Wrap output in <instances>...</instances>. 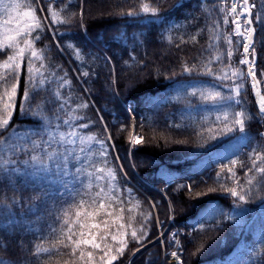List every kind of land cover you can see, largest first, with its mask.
<instances>
[{
  "label": "trees",
  "instance_id": "1",
  "mask_svg": "<svg viewBox=\"0 0 264 264\" xmlns=\"http://www.w3.org/2000/svg\"><path fill=\"white\" fill-rule=\"evenodd\" d=\"M17 2L25 6L18 12L11 11V5ZM248 2L251 5L259 0ZM231 3L232 0H179L183 5L179 6L178 0H0V43H9L6 34L15 28L17 16L22 17L29 4L43 25L29 37L43 59L31 58L30 51H26L18 74L16 108L8 129L0 134V163L10 160L9 169L16 167L22 173L15 177L14 187L6 186L0 174V207L13 200L18 202L7 218L0 216V259L7 264H72L73 260L75 264H86L87 258L79 260V251L72 257L70 248L58 243L59 233L50 235L52 228H60L62 219L57 217L68 208L72 197L58 181L49 183L46 177L54 173L34 177V169L22 163H31L34 154L43 155V142L50 136L53 142L49 152L71 150L72 145L59 143V134L75 131L76 152L81 146L80 137L97 138L83 145L86 151L82 155L88 156L83 161L87 172L94 171V164L116 173L111 183L123 204L113 202L112 207L100 210L101 216L105 211L114 213L104 217L109 220L110 233L120 231L127 241L123 255L113 264H162L164 252H170L176 240L184 248L182 264H264V174L252 169L250 159L264 157V119H260L250 77L242 81L244 87L237 98L240 103L228 99L235 95L230 89L237 79L231 77V71H246V66L238 63L244 35L234 33L237 26L229 15ZM143 4L156 8L157 15L143 13ZM49 7L58 13V20L67 22L54 23ZM251 11L259 41L264 39V31L260 30L264 25L256 20L258 8ZM129 12L134 14L130 16ZM9 16L13 17L12 23L5 25ZM37 33L40 39L35 41ZM225 37H231L233 43L229 45ZM229 48L234 53L231 60L226 55ZM256 51L255 71L264 94V47L259 42ZM7 54H12L11 50ZM29 58L34 69L39 70L32 74L37 84L46 78L29 101L33 109L42 108L36 116L21 113L23 94L31 90ZM5 59L0 56V74L7 71L3 67ZM205 65L211 67L213 75L206 74ZM186 66L192 70L185 72ZM224 72L229 73V79L216 78ZM5 87L0 84V95ZM210 92H220L221 97L201 98V94ZM85 104L87 108L82 107ZM240 111L246 113L245 133H240L238 127L230 133L224 131L225 123L231 124L234 113ZM224 113L228 114L227 121ZM83 124L87 127H80ZM13 126L20 130L14 136ZM134 134L143 142L134 144ZM32 139L41 147L23 151L31 148ZM218 150L230 152L231 156L208 167L192 169ZM256 165L264 167V159L256 161ZM77 166L70 158V175L64 178L69 187L81 191L90 188L95 193V179L86 172H81L73 185ZM163 168L179 174L165 179L160 174ZM249 178L253 179L251 185L247 183ZM230 188L245 195V200L233 197ZM43 189H47L46 193ZM37 195H43L46 204L34 214H21V206L27 209L41 203L35 199ZM207 208L210 213L199 217ZM93 210L88 206L82 209ZM75 211L70 210V219L75 218ZM120 216L124 219L120 220ZM120 223L125 224L124 229H118ZM134 230L143 237L139 243L131 236ZM40 236L48 238L41 240ZM108 242L113 250L119 246L110 235ZM37 244L50 251L37 255ZM82 247L93 251L99 264V250Z\"/></svg>",
  "mask_w": 264,
  "mask_h": 264
},
{
  "label": "snow or ice",
  "instance_id": "2",
  "mask_svg": "<svg viewBox=\"0 0 264 264\" xmlns=\"http://www.w3.org/2000/svg\"><path fill=\"white\" fill-rule=\"evenodd\" d=\"M38 3L39 0H36ZM246 7L244 11L247 13L245 16V20L247 23V27L245 28L246 36L243 37V40L240 42L242 45V58L238 61L239 65L247 66L246 71L240 68H233L231 71V77H235L237 79L233 80V84H235L234 88H231L230 91L234 92V96H229V100H235L237 104L240 103L239 99H237L241 95V89L244 87L242 81L245 79V76L250 77L252 84V89L255 90V95L257 97L256 103L258 104V111L260 114V119H264V94L261 93L259 89V85L261 81L257 79L256 69V45L259 42L262 47H264V39L257 40V29L253 27V19H252V8H258L256 13V20L264 25V11H260L259 9H264V0H259V2H254L251 5L248 4V0H244ZM179 4V0H178ZM25 5L21 2H17L11 5V11L18 12ZM179 6H183L179 4ZM5 8L8 6L5 5ZM50 15L53 18V22L65 23V20H58V13L52 11V8L48 9ZM141 11L145 14L151 13L152 16L157 15L156 8H150L148 4H143L141 6ZM232 11L235 12V6H233ZM133 12H129L128 15H133ZM13 17L9 16L8 19L4 20V24L8 25L12 23ZM235 22V21H234ZM225 24L228 23L227 20L224 21ZM239 25L235 30V35L241 36L242 33L239 31ZM43 25L41 23V19L38 18L35 14V10L31 8L30 4L28 5V10L24 11L21 16H17L15 28L10 31V34H6V40L9 43H0V56H6L4 60L3 67L7 69V71L3 74H0V84L6 85L3 94L0 95V134H2L8 126L10 125L11 119L13 117L16 101L15 97L18 91V74L19 69L22 67V63L25 58L26 51H30L31 58L35 59H43L41 54H38L36 50L33 49V41L29 39L32 36L33 31L36 29H42ZM264 31V27L260 29ZM19 37H23V39H18ZM35 41L40 39L39 34L37 33L34 38ZM183 39V38H181ZM195 40V37H192ZM226 42L231 45L233 43L231 37H225ZM23 44V47H21ZM8 50H11L12 54L8 55ZM79 55V53H77ZM229 60L233 57L234 53L231 48L227 50L226 53ZM29 58L27 61V68L29 73V84L31 86V90H26L23 94V98L25 104L21 106V113H31L33 116L39 115L42 112V108L37 106L36 109H33L29 106V101L31 96L41 90V85L44 84V80L46 78H42L37 84L36 78L32 75L34 71H39L38 69H34L33 61ZM217 60L220 59L219 56L216 57ZM212 61H209V65ZM209 65H205L206 74L213 75L212 69ZM43 67V64L41 65ZM192 69L189 67H185V72H190ZM86 76L87 73H84ZM217 79L227 80L229 79V73L224 72L222 76H217ZM240 81V82H238ZM192 95H196L195 92ZM57 98H59V93H56ZM221 97L220 92H210L206 96L201 94L202 99H212L216 100ZM63 108V104L60 105ZM82 107L87 108V104L82 105ZM246 113L244 111L234 113L233 120L231 124L225 123L224 131L233 132L238 127L240 133H245L246 121H245ZM42 118V117H41ZM252 119H256L255 117H251ZM228 120V114L224 113V121ZM65 124H69V120L64 121ZM80 127H87V124L80 125ZM20 131L15 126L11 128V135H16ZM264 135V134H261ZM31 136V133H29ZM78 134L75 131H68L65 133L59 134V143L63 145H72L73 148L71 150L65 148L63 152L58 149H53L51 152L48 151V147L51 146L53 142V137L50 136L47 141L43 143L46 145L44 148L43 155H32L29 161L25 160L22 163L26 168H33L34 171L32 175L38 176L40 173H49L54 175H49L46 177L49 183H56L57 181L63 185L65 188V193L72 197V202L69 204L68 208L64 209L60 216L57 219H62V224L59 229L52 228L50 231L51 234L59 233L56 236V240L59 244L63 245L64 248H70V254L72 257L76 256L77 251H79V260L85 261L86 264H96L94 259L93 251H84L82 246H86L93 250H99L101 253L99 255V264H113V261H116L118 256L123 255L125 249L127 248V241L124 239V233L117 231L116 233H110V224L109 220L104 217L113 216L112 211H105L103 216H101L100 210L106 209L108 207L113 206V202L123 204V201L119 196L116 195V189L112 185L111 182L116 180V173L112 169L105 170L102 167H96L94 164L91 166L94 168L93 172H87V168L83 165V161L88 159V156L82 155L85 153L86 149L83 145L87 142H96V137L89 136L86 139L84 137L79 138L80 148L79 151H75V145L77 143ZM28 137H26L27 139ZM7 139H11L9 136ZM132 142L134 144H140L143 142V138L139 136H134ZM41 147V143L32 139L31 148L22 149L25 152L35 151L36 149ZM103 147V144H101ZM90 152V148L88 149ZM103 155V153H101ZM71 160L79 165L75 168L76 176L74 177L72 183L73 185L76 183V180L79 179V174L81 172H86L89 177L95 179V187L97 191L95 193L90 192V188L88 191H81L75 187H69L67 180L64 178L70 175L68 170L69 160ZM253 159L252 169H255L258 173L264 174V167H257L256 161L264 159L259 155H256ZM49 161H51L52 166L49 165ZM12 163L10 160H4L0 163V174H3L5 185L6 186H15V177L22 175L19 168L13 167L9 169L8 165ZM232 164H237V161H232ZM249 169V171H252ZM223 171V170H222ZM106 172V175H105ZM228 172L231 175H235L231 168L228 169ZM26 174V173H25ZM247 183L251 185L253 183V179L249 178ZM107 185V186H106ZM27 186V185H25ZM35 186V185H34ZM3 186H0V190H2ZM189 191L191 192V187L188 186ZM47 189H43L42 192L46 193ZM230 194L233 197H238L239 200L244 201L245 195L239 194L236 188L228 189ZM79 197V199H76ZM87 197V198H86ZM35 199L40 200V204H33L27 209H23L21 206V214H34L36 213L43 205L46 204V199L43 198V195H37ZM17 201L13 200L11 204L3 205L0 207V216L7 218L11 213L12 207L17 205ZM88 206L89 208H93V211H82V209ZM75 208V218L70 219V210ZM119 211L122 213L124 209L121 207ZM97 217H100L97 219ZM120 220H123V216L119 217ZM91 221V222H89ZM11 223V221H9ZM115 223V221H113ZM66 226V227H65ZM125 224L120 223L118 225V229H124ZM97 230V231H93ZM109 235L112 242H116L119 246L113 250L112 244L109 243ZM132 238L139 243L143 237L137 235V231H132ZM41 240H46L48 237L40 236L38 237ZM5 251L7 249H4ZM50 249L42 247L41 244L36 245V254L47 253ZM115 251V254H113ZM173 257L177 256L176 252L172 253ZM0 264H7V262L3 259H0ZM68 264V262H66ZM72 264H75V260L72 261Z\"/></svg>",
  "mask_w": 264,
  "mask_h": 264
},
{
  "label": "rangeland",
  "instance_id": "3",
  "mask_svg": "<svg viewBox=\"0 0 264 264\" xmlns=\"http://www.w3.org/2000/svg\"><path fill=\"white\" fill-rule=\"evenodd\" d=\"M242 1L243 2H240V0H232L231 10L229 12V15H232L236 26L239 25L240 26L239 28H241V32L243 33V35L245 34L244 36H246V32L244 30L248 26L247 23H246V20H245V16L247 15V13L244 11V8L246 7V5L244 3V0H242ZM233 6H235V12L232 11ZM246 68H247V66H246ZM132 129H133V131L135 130V121H134L133 118H132ZM134 136H137V135L134 134ZM262 137L264 139V135H262ZM228 155L231 156V153L230 152H225V150H218L216 152L211 153L209 156L204 157L200 161H198L196 164H194L192 166V169L193 170L194 169L195 170L196 169L199 170V169L208 167V166H210L213 163H216V162H219V161L223 160ZM160 174L165 179H171L174 176H177L179 174V172L177 170H171L169 168H163L161 170ZM207 213H210L209 208H207L204 211H202L200 213L199 217H202V216L206 215ZM179 247H182V245L176 240L173 249L170 252H164V256H163L164 259H163V263L162 264H169L170 261H171V253L174 250H176L177 248H179ZM183 254H184V251H183ZM208 264H214V262H211V263H208Z\"/></svg>",
  "mask_w": 264,
  "mask_h": 264
},
{
  "label": "bare ground",
  "instance_id": "4",
  "mask_svg": "<svg viewBox=\"0 0 264 264\" xmlns=\"http://www.w3.org/2000/svg\"><path fill=\"white\" fill-rule=\"evenodd\" d=\"M173 252L177 253L176 257L172 256ZM173 252L171 253V261H170L169 264H182L183 248L179 247L176 250H174Z\"/></svg>",
  "mask_w": 264,
  "mask_h": 264
},
{
  "label": "water",
  "instance_id": "5",
  "mask_svg": "<svg viewBox=\"0 0 264 264\" xmlns=\"http://www.w3.org/2000/svg\"><path fill=\"white\" fill-rule=\"evenodd\" d=\"M256 61H257V58H256Z\"/></svg>",
  "mask_w": 264,
  "mask_h": 264
}]
</instances>
